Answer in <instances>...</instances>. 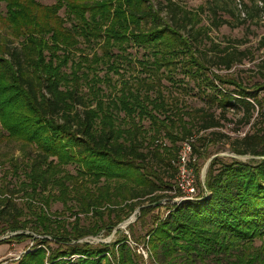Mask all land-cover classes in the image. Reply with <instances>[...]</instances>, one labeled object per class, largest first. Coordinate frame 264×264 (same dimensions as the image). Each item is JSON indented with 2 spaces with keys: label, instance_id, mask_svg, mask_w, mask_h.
Segmentation results:
<instances>
[{
  "label": "trees",
  "instance_id": "obj_1",
  "mask_svg": "<svg viewBox=\"0 0 264 264\" xmlns=\"http://www.w3.org/2000/svg\"><path fill=\"white\" fill-rule=\"evenodd\" d=\"M220 1L199 9L210 17V29L230 25L219 12L233 13ZM0 4L5 6V14L0 12V144H19L26 154L18 190L28 198L25 209L34 220L29 231V223L19 220L24 208H17L7 197L12 191L0 185V234L9 231L10 241L35 242L14 264H144L124 235L98 246L80 241L102 230L110 233L137 208L146 216L161 207L154 204L172 199L167 194L176 176L172 161L181 144L191 140L192 153L198 154L195 134L211 131L212 139L198 142L219 141L223 135L216 130L230 109L242 110L244 124L257 109V129L235 139L230 151L259 159L214 158L204 184L198 178L199 199L171 204L146 234L144 247L156 264L181 255L190 264L223 256L235 258L229 264H264L261 256L245 254L257 240L264 245L262 70L260 82L251 87L213 72L229 71L241 60L214 44L208 29L198 26L199 13L172 0H155V10L148 0ZM132 47L143 51L136 64L128 54ZM133 65L141 77L128 73ZM190 84L203 95L205 107L190 109L171 92L173 86L185 92ZM67 166H74L75 174L64 170ZM9 171L18 173L19 167L10 166L2 176ZM52 203L75 219L51 214ZM80 216H113L114 222L83 227Z\"/></svg>",
  "mask_w": 264,
  "mask_h": 264
},
{
  "label": "rangeland",
  "instance_id": "obj_2",
  "mask_svg": "<svg viewBox=\"0 0 264 264\" xmlns=\"http://www.w3.org/2000/svg\"><path fill=\"white\" fill-rule=\"evenodd\" d=\"M43 5H52L55 3V0H37ZM150 5H153L155 10V0H148ZM177 3L179 7H181L184 11L190 13H199V9L204 7L206 10L209 4L213 0H172ZM221 7L227 9V11L233 13H226L220 10L219 14L223 19H226L230 22V25H224L218 30L210 29V17L205 14L199 13V18L201 19V23L198 26H203L208 29V36L212 39L214 44L219 46V49H224L227 53H233L235 57L241 62H235L233 67L229 71L225 70H216L213 69L218 75L223 77H227L229 79H234L235 81L242 82L243 86L251 87L253 84L260 82L259 73L262 70L264 73V16L260 15V10L264 7V0H221ZM0 12L2 15L5 14V6L4 4H0ZM247 14L251 15L252 18H247ZM61 16H64V12H60ZM246 20L242 22L243 24H238L240 21ZM69 23L67 22V26ZM2 29L0 28V31ZM207 42V41H206ZM17 45V44H16ZM86 50H88L86 48ZM128 54L130 55L131 62L137 63L138 60H141L143 55L142 50H138L135 47L128 49ZM238 61V60H237ZM126 67V65H125ZM65 73H69V69L65 70ZM99 75L103 77L105 74L104 70L98 71ZM129 74L132 76L140 75V70L138 65H133L128 70ZM181 77L178 76L177 79ZM117 77H113V81L115 82ZM168 85V84H166ZM106 86V90H104V95L110 94V87ZM172 89L173 95L178 97V99L183 100L184 104L187 105L190 109L194 108H203L204 102L202 100L203 95L200 92H197L196 89H193L192 84L185 88V92L182 91V87L173 86L170 87ZM228 90L233 89V86H228ZM226 88V89H227ZM169 90H164V94ZM258 97L262 100L264 104V91L258 94ZM216 117H219V111H215ZM243 114L241 109H230L226 112V121L221 120L222 128L216 130V132L220 133L221 136L219 141H213L210 144H204L202 142H198V138L207 137L209 139L213 138V135L210 134L211 131L201 132L199 134H195L194 137V145L198 152V154L193 155L196 157V162L193 164L192 169L195 177V183L197 191L200 190L198 186V178L201 182V172L203 168L207 165L209 166L210 162L208 161L214 156L223 159H234L240 162H250L251 158H244L235 155L230 151L231 143L235 139L242 138L245 134L253 133L255 131L256 126H254V120L257 116L256 112L251 119L249 124H244V121L241 120ZM120 119L123 117L122 114L118 116ZM142 126L145 129H148V122H142ZM192 142V141H191ZM167 146H170L168 141H165ZM31 151V150H30ZM25 152L22 150L19 144L3 142L0 144V160L3 167H0V185L7 186L9 191H12L7 197L12 200V202L16 205L17 208H24V214L19 218V220L26 221L29 223V231L34 229L33 217L32 213H29L27 209H25V201L28 198L23 196V193L18 190V187L21 182H23V166L25 165ZM200 155V156H199ZM249 156V155H245ZM234 157V158H233ZM17 165L19 167L18 173H13L9 171V175L3 177V173L5 170L9 169L10 166ZM208 168V167H207ZM70 174H75L76 168L74 166H67L64 168ZM207 171V170H206ZM200 192V191H199ZM170 197V195H168ZM167 199L159 201L153 206H161L160 208L152 211L146 216L140 217L139 208L135 209L129 219L132 222L123 226V223L119 224L114 230L110 233H107L105 230H102L95 237H87L80 241V243H89L93 246H98L99 244H112L115 241L119 240V238L124 235L128 238V247L137 248V252L142 256L144 264H156L150 261L148 258V254L146 248L144 247V238L146 234L155 226V222L157 218L163 219L171 207V201L168 202ZM171 200V199H170ZM147 203L143 205L145 207ZM73 212H75L73 210ZM50 213H62L61 217L68 222H72L75 217L71 214V211H64L63 207L59 203H52L50 205ZM80 225L83 227H92L94 224L98 226L107 224L108 221H113V216L107 217L104 216L102 219H93L90 217L80 216ZM1 231V227H0ZM28 232V231H27ZM118 232V233H117ZM20 233V232H19ZM31 233V232H30ZM33 234V233H31ZM11 234L9 231L4 234H0V243L2 241H7L6 244L0 245V264H14L17 262L20 257L23 256L24 253L28 252L33 246L34 241L26 240L23 242L10 241ZM36 238V237H35ZM2 240V241H1ZM264 245L260 241H255L253 245L248 248V252L245 254H256L264 258ZM235 261L233 257H210L206 259L204 262L195 261L192 264H229ZM169 264H190L185 261V258L181 255L176 258V261L170 262Z\"/></svg>",
  "mask_w": 264,
  "mask_h": 264
},
{
  "label": "built area",
  "instance_id": "obj_3",
  "mask_svg": "<svg viewBox=\"0 0 264 264\" xmlns=\"http://www.w3.org/2000/svg\"><path fill=\"white\" fill-rule=\"evenodd\" d=\"M196 162V157L192 153L190 141L181 144L180 151L172 165L176 168V176L172 190L167 194L172 197V204H180L187 201L199 199V189L197 191L195 177L192 166Z\"/></svg>",
  "mask_w": 264,
  "mask_h": 264
},
{
  "label": "water",
  "instance_id": "obj_4",
  "mask_svg": "<svg viewBox=\"0 0 264 264\" xmlns=\"http://www.w3.org/2000/svg\"><path fill=\"white\" fill-rule=\"evenodd\" d=\"M239 157H244V158H251V159H259V158H257V157H253V156H237V158H239ZM214 158H216V156H214L213 158H211L209 161H208V163L209 162H211ZM234 158V157H233ZM207 165L203 168V170H202V172H201V184H204V182H205V174H206V170H207ZM138 210H140V208L138 209ZM132 222V220L131 219H128L127 221H125L124 223H123V226H127V225H129L130 223ZM2 241V240H1Z\"/></svg>",
  "mask_w": 264,
  "mask_h": 264
}]
</instances>
